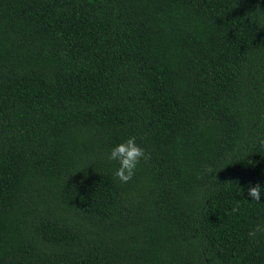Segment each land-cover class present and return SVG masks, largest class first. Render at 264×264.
<instances>
[{
  "label": "trees",
  "instance_id": "obj_1",
  "mask_svg": "<svg viewBox=\"0 0 264 264\" xmlns=\"http://www.w3.org/2000/svg\"><path fill=\"white\" fill-rule=\"evenodd\" d=\"M257 184L264 0H0V264H264Z\"/></svg>",
  "mask_w": 264,
  "mask_h": 264
},
{
  "label": "clouds",
  "instance_id": "obj_2",
  "mask_svg": "<svg viewBox=\"0 0 264 264\" xmlns=\"http://www.w3.org/2000/svg\"><path fill=\"white\" fill-rule=\"evenodd\" d=\"M136 137H129L126 141L116 145L110 151L108 155V160L111 162L118 163L119 167L115 172V177L121 183L130 182L136 172L138 165L143 160L145 163L150 161L151 154L147 153L144 148L140 147L136 142ZM207 172H211V168L206 169ZM248 196L251 198L252 202L259 203L261 201L262 195H264V189H261L260 185L251 186L248 189ZM232 213L239 211V205L232 208ZM264 233V227L257 226L255 229L251 230L248 235L249 237H255L256 234Z\"/></svg>",
  "mask_w": 264,
  "mask_h": 264
}]
</instances>
